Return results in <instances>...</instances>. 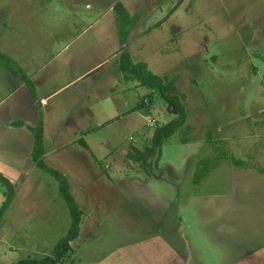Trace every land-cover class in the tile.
I'll return each instance as SVG.
<instances>
[{"label":"rangeland","instance_id":"374dc122","mask_svg":"<svg viewBox=\"0 0 264 264\" xmlns=\"http://www.w3.org/2000/svg\"><path fill=\"white\" fill-rule=\"evenodd\" d=\"M119 36L183 95L185 125L157 163L156 149L144 164L128 153L173 116L119 70ZM31 101L51 136L84 115L42 157L82 212L60 264H264V0H0V166L21 188L0 219V264L52 255L71 225L30 158L35 124L13 129Z\"/></svg>","mask_w":264,"mask_h":264},{"label":"trees","instance_id":"16d2710c","mask_svg":"<svg viewBox=\"0 0 264 264\" xmlns=\"http://www.w3.org/2000/svg\"><path fill=\"white\" fill-rule=\"evenodd\" d=\"M113 9L116 10V13L119 16V22L121 26L122 22L127 20V13L121 3H115ZM121 39H124V37L121 36ZM118 65L119 70L123 73L124 77L130 80H135L141 87H145L149 91L156 93L170 111L169 114L173 116L172 120L163 126H158L154 129L152 135V141L154 144L151 148L145 149L142 152L133 150L132 153H128L130 158L134 159L136 162L144 164L147 163L148 155H150L151 151L156 149L157 163L160 160L162 144L185 125L186 113L181 102L183 95L178 92L171 78H161L152 74L147 70L145 64H132L130 61V55L127 51H123L119 56ZM139 106H141V104ZM30 130L34 138L31 156L35 166L50 174L57 180L59 195L64 200L70 212L71 225L66 236L54 247L52 255L36 260L23 259L16 262L15 264H60L63 262L65 255L71 250L70 243L78 237L82 212L77 206L73 196L69 192L68 183L64 176L57 170L48 167L42 159L44 155L42 120L39 119L37 125ZM78 143L85 149H88L82 139H79ZM0 181L5 188V200L0 207L1 219L4 211L11 202L14 193L11 182L1 174Z\"/></svg>","mask_w":264,"mask_h":264},{"label":"crops","instance_id":"0c3cea01","mask_svg":"<svg viewBox=\"0 0 264 264\" xmlns=\"http://www.w3.org/2000/svg\"><path fill=\"white\" fill-rule=\"evenodd\" d=\"M125 38H126V36H125ZM119 39H120V45H121V51H125V50H122V49H124L125 47H126V43H125V41H124V39H121V37L119 36ZM122 53V52H121ZM74 80H76V79H74ZM73 80V81H74ZM128 80H130V79H128ZM135 81V80H134ZM27 82V80L26 79H23L22 81H21V83H26ZM29 82V81H28ZM27 82V83H28ZM138 83V82H137ZM138 85H139V83H138ZM140 86V85H139ZM19 88H22V89H25L26 91L25 92H21V98H23V99H26V100H28L29 98H31V92H30V90L28 89V86L25 88L24 87V84H22ZM15 91H17V89H15ZM35 102V101H34ZM40 102H42V103H45V100L44 99H41L40 100ZM33 102L31 101V109H29L28 107H22V105H20V109H19V112H18V108H16V112L18 113V115H19V118H16V119H18L17 121H15L13 124H15V126H18V125H20L19 127H17V128H13V129H15V130H17L18 132H20V133H23V134H27V132L25 131V127L26 128H28L29 126H30V123H34L35 124V126L37 125V123H38V121L37 122H33V119L35 118V114H34V107H33ZM82 110V109H81ZM77 112V111H76ZM89 112H91V109L90 108H87L86 109V113H89ZM74 122H72V120H70L69 118H66L65 120H64V122H63V126L64 127H66L65 128V130L64 131H62L61 132V134L60 135H53V136H51L50 134H49V132L47 131V129H46V126H45V122L43 121V146H44V148H45V150H44V154H45V152H46V147H47V145H46V142H50V141H61L62 143H60V144H57L55 147H60V148H62L63 146H65V145H67V143L68 142H70L71 140H67V138L70 136V134L73 132V131H75L76 130V127H75V125H76V123L77 124H80V125H82V124H84L83 123V118H84V115L82 114V112L80 111V112H77V114H75L74 115ZM34 126V127H35ZM81 126H79V129H81L82 130V128H80ZM9 129V128H8ZM29 134V133H28ZM72 139H75L76 141L78 140L77 138H76V136L74 137V138H72ZM29 141V140H28ZM33 141H34V138H33ZM46 145V146H45ZM32 146H33V142L31 143V147H30V158H32V156H31V152H32ZM0 147H1V144H0ZM48 147H51V145H49ZM88 148V147H87ZM31 160V159H30ZM33 160V159H32ZM34 166H35V164H34ZM36 167V166H35ZM0 173H2L3 174V177H5V178H7L10 182H11V184H12V186H13V193H14V195H13V198H12V200L14 201V199H15V197H17V195L20 193V191H21V188H18L17 186H16V181L15 180H18V177H15L14 175L12 176V175H10L9 173H7L1 166H0ZM1 174V175H2ZM10 178L11 179H13L12 181L10 180ZM5 191V190H4ZM5 200V195H4V199H3V201ZM12 200H11V202H12ZM3 201H2V203H3ZM11 202L9 203V204H11ZM9 206V205H8ZM8 208V207H7ZM6 208V209H7Z\"/></svg>","mask_w":264,"mask_h":264}]
</instances>
